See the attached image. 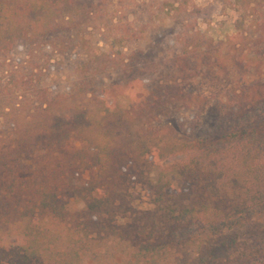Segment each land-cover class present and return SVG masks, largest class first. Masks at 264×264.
<instances>
[{
	"label": "trees",
	"instance_id": "obj_1",
	"mask_svg": "<svg viewBox=\"0 0 264 264\" xmlns=\"http://www.w3.org/2000/svg\"><path fill=\"white\" fill-rule=\"evenodd\" d=\"M92 7L88 0H0V76L16 91L0 95L3 129L10 126L13 135L0 148V264H85L109 233L137 243L126 264H163L165 231L179 224L200 232L190 236L196 264L230 261L236 237L210 242V236L260 220L264 237V120L197 138L179 133L184 115L204 102L192 81L220 61L192 31L183 33L179 53L159 70L127 75L133 70L120 66L126 105L115 106L97 82L114 67V45L127 48L139 38L128 22L108 52L88 55L74 68L69 93L41 84L40 75L63 66L50 61L65 48L69 24L78 15L90 19ZM91 27L104 37L115 26ZM45 45L49 52L39 63L34 54ZM19 47L25 48L21 56ZM165 130L174 132L166 137ZM176 156L179 161L161 168ZM120 160L131 163L151 203L162 206L158 218L134 211L142 224H117L132 215ZM90 166L97 177L82 186L76 173ZM24 170L29 175L18 177ZM72 198L84 202L83 212L71 210ZM17 225L19 241L6 244Z\"/></svg>",
	"mask_w": 264,
	"mask_h": 264
},
{
	"label": "rangeland",
	"instance_id": "obj_2",
	"mask_svg": "<svg viewBox=\"0 0 264 264\" xmlns=\"http://www.w3.org/2000/svg\"><path fill=\"white\" fill-rule=\"evenodd\" d=\"M88 1L93 4L92 13L88 16L90 19L86 20V17L78 15L69 24V35L64 39L65 48L50 61L51 64L58 62L63 66L60 68L56 65L49 75H40L41 84L48 85L52 90L60 89L69 93L76 84L74 68L80 66L88 55L108 52L112 38L123 37L121 26L128 22L139 38L127 48L114 43L117 44L113 47L114 67L99 76L97 82L100 88L109 89V98L115 102V106L126 105L129 100L128 89L123 85L126 74L118 70L120 66L128 64L133 70L127 75L138 72L143 76L159 70L169 58L179 53V41L183 33L192 31L205 39L202 42L204 47L216 53L220 61L215 68L192 81L191 90L201 96L204 102L199 110H195L194 115H184L186 124L179 133L197 138L233 128L248 120H264V0ZM119 20L121 22L118 24ZM94 22H99L100 26L107 23L115 27L103 37L97 28L91 27ZM24 50V47H19L17 54L23 55ZM48 52L45 45L34 54V59L41 63ZM38 76L36 74L32 77V84ZM13 80L16 78L13 77ZM146 82L144 84L148 86ZM12 88V81L7 82L6 78L0 76V95L16 92ZM3 128L4 118L0 116V148L5 147L3 142L13 138L12 128L5 126L6 132ZM143 129L146 130L145 125ZM173 132L165 130L164 133L166 137L169 134L171 137ZM76 146L79 143L74 145ZM176 161H179L178 156L163 162L161 168L168 169ZM130 164L126 160L119 161L125 177L123 190L126 191L132 215L119 218L117 224H142L139 214L133 213L134 211L149 213L154 218L163 213L162 206L151 203L138 177L130 173ZM27 175L29 174L25 171L18 177ZM96 177L97 169L94 166L76 173L82 186L90 185ZM69 204L73 212H83L85 209V204L80 199L72 198ZM261 224L260 220H251L241 228L210 236V242L227 237H236L238 241V250L230 261L217 264H264ZM193 229L188 224H179L165 231V239L169 245L166 246L163 264H196L195 246L191 243L190 236H199L200 232ZM19 230L20 226L17 225L15 234L5 237L4 242L8 245L18 242L20 237L16 234ZM101 238L102 242H98L95 248L96 255H88L85 264H126L138 246L126 239L127 235L114 236L109 233Z\"/></svg>",
	"mask_w": 264,
	"mask_h": 264
}]
</instances>
